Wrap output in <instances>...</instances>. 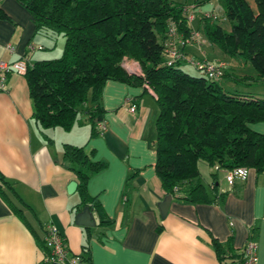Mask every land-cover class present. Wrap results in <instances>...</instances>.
<instances>
[{"label": "crops", "instance_id": "crops-1", "mask_svg": "<svg viewBox=\"0 0 264 264\" xmlns=\"http://www.w3.org/2000/svg\"><path fill=\"white\" fill-rule=\"evenodd\" d=\"M1 13L6 17L0 15V61L23 59L32 64L50 59L51 46L45 41L52 45L53 40L36 32L32 16L22 5L0 0ZM185 14L193 20L192 13ZM204 43L195 40L178 48L185 57L209 60L202 50ZM226 56L210 60L225 63L223 78L260 82L246 63L242 68ZM125 60L132 65L131 70L125 68L129 74H141L138 62ZM99 101L105 128L98 134L92 135L97 122L93 125L86 118L70 130L44 129L33 118L24 75L13 72L7 77L0 91V174L31 212L24 209L25 222L0 196V264H42L47 252L43 238L50 224L66 237L70 255L81 256L80 264H222L213 239L224 247L230 240L239 253L251 234L257 264H264V172L249 168L244 181L226 187L217 176L216 188L209 191L208 186V192L211 197L225 193L221 203L172 197L162 218L158 203L167 194L155 172L158 106L154 93L146 84L108 80ZM132 103L134 112L128 110ZM252 128L264 134V122ZM64 143L83 146L91 160L105 164L87 182V193L99 209V213L92 210L94 226L76 223L84 205L77 186L67 192L68 183L77 181L63 157ZM218 171L225 179V170ZM101 219L110 222L100 223Z\"/></svg>", "mask_w": 264, "mask_h": 264}, {"label": "trees", "instance_id": "trees-1", "mask_svg": "<svg viewBox=\"0 0 264 264\" xmlns=\"http://www.w3.org/2000/svg\"><path fill=\"white\" fill-rule=\"evenodd\" d=\"M16 1L32 16L36 32L54 43L58 36L64 38L59 57L36 60L23 74L33 118L41 128L70 130L84 118L93 125L101 121L99 100L108 80L146 84L158 106L155 172L166 194L191 203H221L225 193L211 197L201 182L200 162L214 169L209 191L216 188L218 170L245 166L264 172V134L251 127L264 122V97L225 92L204 73L185 72L180 59L166 64L170 23L182 39L194 29L185 14L186 4L171 0ZM253 1L256 10L248 0H220L223 17L231 23L229 31L206 16L199 18L197 28L225 55L249 62L255 79L264 81V0ZM125 58L138 62L141 74H129L122 66ZM98 132L92 128V135ZM63 157L71 164L83 205L98 212L97 201L87 193V182L105 164L91 160L83 146L70 143L63 144ZM0 196L27 221L24 209H31L2 174ZM212 242L222 264L242 262V251L236 252L230 240L226 247L216 239Z\"/></svg>", "mask_w": 264, "mask_h": 264}, {"label": "built area", "instance_id": "built-area-1", "mask_svg": "<svg viewBox=\"0 0 264 264\" xmlns=\"http://www.w3.org/2000/svg\"><path fill=\"white\" fill-rule=\"evenodd\" d=\"M187 11V9H186ZM206 17H212L209 14L204 15ZM189 20L192 17L188 18ZM199 33L193 30L189 37L182 39L177 34L176 27L173 23H170L168 39L165 43L166 64L171 65L175 60H186L185 55L178 48V44L185 45L198 40ZM194 65L201 69L208 78L214 81H220L224 76L225 63L222 61L214 62L207 59L190 60ZM28 63L23 60H17L12 63L0 61V91L5 88L7 77L15 72L23 75L26 72ZM128 70L129 63H122ZM128 110L134 112L136 110V104L132 103ZM98 130L102 131L105 128L104 123L98 122ZM249 174V168L245 166L235 167L233 169L225 171V180L232 186L236 181H244ZM46 256L42 264H80L81 256L78 254L70 255L69 247L67 245L66 237L59 232L58 228L54 224H50L46 228L45 236L43 238ZM257 245L253 239H248L244 248L242 249L243 259L240 264H257Z\"/></svg>", "mask_w": 264, "mask_h": 264}, {"label": "rangeland", "instance_id": "rangeland-1", "mask_svg": "<svg viewBox=\"0 0 264 264\" xmlns=\"http://www.w3.org/2000/svg\"><path fill=\"white\" fill-rule=\"evenodd\" d=\"M174 2L178 3H183L186 4L187 10L189 13H192L194 15L193 20H191V24L195 28L196 31L199 33V39L205 40L203 51L207 53V57L209 60L213 59H219L223 58L226 56L217 46L213 45L211 42H209L203 35L202 29L197 28V21L200 17L209 14L212 16V18L215 20L216 23L220 24L223 26L227 31L231 30V23L226 20L223 17L224 10L223 6L220 2V0H173ZM250 5L254 10H256V6L253 0H248ZM54 43V42H53ZM52 43V45H53ZM45 44L47 46H51L50 53L47 55L49 58H57L62 54L63 51V46H64V38L62 36H58L57 39L55 40V46L52 48L51 41H45ZM229 61H233L235 63H241V67L244 68V63H246L250 71L252 70L251 65L249 62H246L243 58L241 57H229L226 56ZM190 60H196L192 59V57H186V60L183 59L180 62V67L185 71L193 75H200L202 74V70L199 69L196 65H194ZM128 60H125L127 62ZM126 67H124L125 69ZM130 70L132 69V65H129ZM246 69H243L242 72L247 73L248 71ZM126 70V69H125ZM137 70L138 67H137ZM245 70V71H244ZM253 71V70H252ZM248 74V73H247ZM222 89L225 92H234V93H240V94H248V95H253L255 97H264V81H253L251 79L249 80H241L237 79L233 81L230 78H222L220 81H217ZM252 124L251 126L253 127ZM254 130L258 131L257 129L254 128ZM261 132V131H258ZM199 170H200V180L201 182L208 187L210 183L212 182V177H211V168H209L206 164L200 162L198 164ZM217 176H218V181L222 186H227V182L224 179L223 173L216 171ZM209 189V188H208Z\"/></svg>", "mask_w": 264, "mask_h": 264}, {"label": "water", "instance_id": "water-1", "mask_svg": "<svg viewBox=\"0 0 264 264\" xmlns=\"http://www.w3.org/2000/svg\"><path fill=\"white\" fill-rule=\"evenodd\" d=\"M76 186H77V183L75 181L69 182L68 186H67V192L71 193L72 191L75 190ZM171 198H172V196L170 194H167L158 203L160 216L162 218L165 217V215L169 209ZM76 223L83 225V226H94L95 225V220H94L92 211L87 205H85L83 207V209L76 214Z\"/></svg>", "mask_w": 264, "mask_h": 264}]
</instances>
